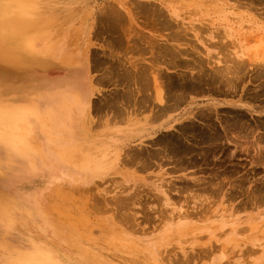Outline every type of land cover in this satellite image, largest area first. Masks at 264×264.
Wrapping results in <instances>:
<instances>
[{"label": "rangeland", "instance_id": "rangeland-1", "mask_svg": "<svg viewBox=\"0 0 264 264\" xmlns=\"http://www.w3.org/2000/svg\"><path fill=\"white\" fill-rule=\"evenodd\" d=\"M238 1L35 2L49 33L7 42L0 110L75 79L90 101L0 139V264H264V0Z\"/></svg>", "mask_w": 264, "mask_h": 264}, {"label": "bare ground", "instance_id": "bare-ground-1", "mask_svg": "<svg viewBox=\"0 0 264 264\" xmlns=\"http://www.w3.org/2000/svg\"><path fill=\"white\" fill-rule=\"evenodd\" d=\"M238 1V0H236ZM254 1V0H253ZM37 0H0V62H2L1 59H4V55H6L8 53L7 49L8 48V44L7 42H10V43H13V44H16L17 45V42L19 43V41H21L22 39H25L27 38L28 36L29 37H34L35 33H39L40 35H44L46 36L49 31H48V28L47 26L45 27V16L42 14V11L40 9H36L35 6ZM239 2V1H238ZM241 3H243V6H250L252 7V1L247 2V4L244 5V2L240 1ZM256 2V1H255ZM262 2V1H261ZM246 3V1H245ZM139 4V3H137ZM239 4V3H238ZM249 4V5H248ZM111 5V4H110ZM240 5V4H239ZM259 5V4H258ZM112 6V5H111ZM114 6V5H113ZM242 6V5H240ZM261 6L263 7V5L261 4ZM260 6V7H261ZM115 7V6H114ZM110 8V7H109ZM118 8V7H117ZM151 8V7H150ZM153 8V7H152ZM159 8V7H158ZM162 8V7H160ZM159 8V10H160ZM254 8V7H253ZM105 9V8H104ZM113 10L109 11V12H105L109 17L113 18L114 20H120L121 17H122V14L119 10L112 8ZM139 9V8H138ZM155 9V8H154ZM248 9V8H247ZM255 9H258V8H255ZM261 9H264V8H261ZM153 10V9H152ZM150 10V11H152ZM158 11V10H157ZM156 11V12H157ZM161 11V10H160ZM104 12V11H103ZM124 12V11H123ZM148 13V11H147ZM153 13V11H152ZM167 13V12H166ZM102 14V13H100ZM150 14V13H149ZM165 14V13H164ZM173 14V13H172ZM259 14V13H258ZM151 15V14H150ZM167 15V14H166ZM150 17V16H149ZM167 17V16H166ZM264 17V16H263ZM161 18V16H160ZM169 18V17H168ZM171 18V17H170ZM174 18V17H173ZM261 18V17H260ZM127 19V18H126ZM169 20V19H168ZM157 22V21H156ZM163 22V21H162ZM169 22V21H168ZM177 22V21H176ZM132 23V22H131ZM158 23V22H157ZM167 23V22H166ZM171 22H169L170 24ZM174 23V22H173ZM163 24V23H162ZM176 24V23H175ZM166 25V24H165ZM172 25V24H171ZM177 25H178V22H177ZM179 26V25H178ZM177 26V27H178ZM176 27V26H174ZM134 28V27H133ZM162 28V27H161ZM180 28V26H179ZM120 29V28H119ZM174 29L173 31H175V28H172ZM171 29V30H172ZM178 31V29H176ZM127 32V31H126ZM180 33V32H179ZM132 34V33H131ZM135 34V33H134ZM173 34V33H172ZM171 34V35H172ZM125 35V34H124ZM136 35V34H135ZM133 35V36H135ZM176 35V34H175ZM131 36V35H130ZM142 36V35H141ZM146 36V35H145ZM144 36V37H145ZM148 36V35H147ZM170 36V34H169ZM168 36V37H169ZM28 37V38H29ZM119 37V36H118ZM149 37V36H148ZM152 37V36H151ZM126 38V36H125ZM137 38V37H136ZM148 39V38H147ZM175 39V37H174ZM138 40V39H137ZM169 40V39H168ZM172 40V39H171ZM140 41V39H139ZM144 41H147L146 39ZM155 42V41H153ZM109 43V42H108ZM163 43V42H162ZM7 44V45H6ZM12 44V46H14ZM129 44V43H128ZM149 44H150V41H149ZM169 44V43H168ZM11 45V44H10ZM112 45V43H111ZM125 45V44H124ZM134 45V44H133ZM162 45V44H161ZM170 45V44H169ZM110 46V44H109ZM122 46V45H121ZM144 46V45H143ZM151 46V44H150ZM159 46V45H158ZM166 46V45H165ZM116 47V46H115ZM130 48V47H129ZM117 49V48H116ZM115 49V50H116ZM122 49V48H121ZM131 49V48H130ZM133 49V48H132ZM173 49V48H172ZM176 50V49H175ZM178 50V49H177ZM7 51V52H5ZM157 51V50H156ZM174 51V50H173ZM151 52H153L151 50ZM126 53V52H125ZM156 53V52H155ZM139 54V53H138ZM154 54V53H153ZM158 56V55H157ZM168 56V55H167ZM114 57V56H113ZM198 58V57H197ZM116 59V58H115ZM167 59V58H166ZM112 60V59H111ZM134 60V59H133ZM130 61V60H129ZM140 61V60H139ZM142 61V60H141ZM167 62V61H166ZM174 62V61H173ZM130 63L132 64L133 61ZM182 63V62H181ZM128 64V63H127ZM126 64V65H127ZM131 64L129 66H131ZM137 64V63H136ZM197 64V63H196ZM200 64V63H199ZM242 64V63H241ZM84 65L83 67L77 65V66H74L73 69L71 70L72 73H80L82 72V70L85 68L86 69H89V65L88 63H84L82 64ZM102 65V64H101ZM134 65V63H133ZM142 65V64H141ZM203 65V64H202ZM244 65V64H243ZM109 66V65H108ZM122 66V65H121ZM188 66V65H187ZM193 66L192 64L190 65V67ZM201 66V65H200ZM229 66V65H228ZM239 66V65H238ZM133 66H131L132 68ZM135 67V65H134ZM183 67H185L183 65ZM202 67V66H201ZM225 68L227 66H224ZM222 67V69L224 68ZM230 67V66H229ZM136 68V67H135ZM142 68V67H141ZM193 68V67H192ZM231 68V67H230ZM220 69V68H219ZM217 68V71L219 70ZM221 69V70H222ZM233 69V68H232ZM231 69V70H232ZM235 69V68H234ZM233 69V70H234ZM111 70V68H110ZM135 70V69H133ZM231 70H228V67H227V70L226 71H229L231 72ZM136 71V70H135ZM144 71V70H143ZM201 71V70H200ZM204 71V70H203ZM215 71V70H214ZM214 71L212 72L214 74ZM216 71V72H217ZM263 71V70H262ZM109 72V71H108ZM147 72V71H145ZM215 72V73H216ZM221 72V71H220ZM224 72V70L222 71ZM221 72V74H222ZM233 72V71H232ZM231 72V73H232ZM236 72H238L236 70ZM130 73V72H129ZM198 73V72H197ZM207 73V72H206ZM209 73V72H208ZM207 73V75H208ZM219 71L217 72L216 75H218ZM226 73V72H225ZM228 73V72H227ZM226 73V74H227ZM240 73V72H238ZM154 74V73H153ZM211 74V72H210ZM234 74V73H232ZM134 75V74H133ZM152 76V74H149ZM204 75V74H202ZM212 75V74H211ZM231 75V74H229ZM229 75H226L225 77V74H224V77L227 79L229 77ZM238 75V74H237ZM240 75V74H239ZM260 76V74H258ZM261 75H264L261 73ZM180 76V75H179ZM257 76V74H256ZM258 76V78H259ZM119 77V76H118ZM147 77V75H146ZM154 79H151V81H154L152 86L154 85L155 87L158 86L157 88V91L155 94H157V100L159 103H163V88H162V83H159L157 82V77L155 78V76H153ZM178 77V76H177ZM190 77V76H189ZM192 77V76H191ZM221 77V76H220ZM219 77V78H220ZM234 77V76H233ZM240 76H237L236 78H239ZM262 77V76H261ZM84 78V77H83ZM104 78V77H103ZM126 78V77H125ZM137 78V76H136ZM223 78V77H222ZM221 78V79H222ZM224 78V79H225ZM235 78V77H234ZM124 79V78H123ZM210 79V78H209ZM217 79H218V76H217ZM220 79V80H221ZM85 80V79H84ZM114 80V79H113ZM132 80V79H131ZM235 80V79H234ZM233 80V81H234ZM238 80V79H236ZM235 80V81H236ZM120 81V80H119ZM135 81V79H134ZM133 81V84H135ZM138 81V80H137ZM150 82V80H148ZM191 81V80H190ZM219 81V79H218ZM225 83H226V80H224ZM223 81V82H224ZM228 81H231L232 80L230 79V77L228 78ZM228 81H227V84H228ZM263 81V79H262ZM89 82H90V79H89ZM116 82V81H115ZM156 82V83H155ZM161 82V81H160ZM176 82V80H175ZM123 83V82H122ZM155 83V84H154ZM157 83H159L160 85H158ZM235 83V82H234ZM149 84V83H148ZM157 84V85H156ZM213 84V83H212ZM224 84V83H223ZM222 84V85H223ZM82 85V82L80 80H77L75 79L74 82H69V83H66L65 85H62V86H58L57 88H50L48 89V93H46L45 95H42L41 98H40V103L39 104L38 102H32L30 103L29 105L27 106H22V105H17V106H14V107H8L6 108V105H3L2 109L0 110V139L2 140V143L7 145V147H11L13 144L16 145V142L17 143H20V144H24V141H22L20 139V134L24 131L25 133H27V126L31 123V121H37L39 120V117L41 115V113L43 115H45V117H47V119L51 120L53 119L54 117H58L59 120L58 121H55V124L50 121V123L53 124L54 127H59L61 126L62 124V128L64 129V132H65V129H66V120H69L71 119L75 113V111L78 109V107L80 106H83V108H86L88 109L89 107V101H90V98L87 94H84V96L81 95V89H80V86ZM207 85V84H206ZM211 85V84H210ZM235 85V84H234ZM128 86V85H127ZM134 86V85H133ZM201 86V85H200ZM214 86V85H213ZM136 87V86H135ZM151 88L153 89V93L155 92V88ZM167 87V86H166ZM125 88V87H124ZM138 90V87L135 88V90ZM166 89V88H165ZM181 89V88H180ZM208 89V88H207ZM213 89V88H212ZM219 89V88H217ZM216 89V90H217ZM222 89V88H221ZM132 90V89H131ZM134 90V89H133ZM192 90V89H191ZM198 90V88H197ZM174 91V90H173ZM176 91V90H175ZM207 91V90H206ZM214 91V90H213ZM226 91V90H225ZM135 92V91H134ZM148 92V91H147ZM152 92V91H151ZM193 92V91H192ZM199 92V91H198ZM232 92V91H231ZM120 93V92H119ZM167 93V92H166ZM165 93V94H166ZM171 93V92H170ZM169 93V94H170ZM177 93V92H176ZM137 94V93H136ZM139 94V93H138ZM38 96V95H37ZM126 97V96H125ZM132 99H133V96H131ZM136 97V96H135ZM156 97V96H155ZM182 97V96H181ZM188 97V96H187ZM2 98V97H1ZM1 98H0V103H1ZM150 99V98H149ZM180 99V98H179ZM182 99V98H181ZM118 100V99H117ZM116 100V101H117ZM240 100V99H239ZM120 102V101H119ZM124 102V101H123ZM151 102V101H150ZM172 102V101H171ZM183 102V101H181ZM144 103V102H143ZM146 103V102H145ZM144 103V104H145ZM167 103V102H166ZM184 103V102H183ZM22 104V103H21ZM131 104V103H129ZM128 104V105H129ZM211 104V103H210ZM209 104V105H210ZM14 105V104H12ZM124 105V104H123ZM141 105V104H140ZM139 105V106H140ZM150 105V104H149ZM208 105V104H207ZM205 105V106H207ZM214 109L216 108L215 106L217 105V103H213L211 104ZM117 106V105H116ZM121 105H119L120 107ZM126 106V105H125ZM135 106V105H133ZM171 106V105H170ZM173 106L176 107V105L174 104ZM244 106V105H242ZM246 106V105H245ZM198 107V106H196ZM122 108V107H121ZM128 108V107H127ZM135 108V107H134ZM194 108V107H192ZM114 109V108H113ZM124 109V108H123ZM123 109H121L123 111ZM152 109V108H151ZM163 110V108H161ZM175 109V108H174ZM115 110V109H114ZM139 110V109H138ZM186 110V109H185ZM187 115L185 116V118H189L191 119V117L193 118L197 111H195L194 109L190 111V109L188 110L187 109ZM210 111V110H209ZM115 112V111H114ZM120 112V111H119ZM165 112V111H164ZM158 113V111H157ZM217 113V112H216ZM163 114V112H162ZM183 114V113H182ZM119 115H121V113H119ZM152 115L153 112H152ZM42 116V115H41ZM44 117V116H43ZM45 117H44V120H45ZM113 117V116H112ZM124 117V116H123ZM155 117V116H154ZM198 117V116H197ZM219 117V116H218ZM238 117V116H237ZM196 118V117H195ZM214 118V116H213ZM217 118V117H216ZM215 119V118H214ZM221 120V119H220ZM202 121V120H201ZM245 121V120H243ZM170 122V121H169ZM246 123H248L247 121H245ZM222 123V122H221ZM33 124V123H32ZM35 124V123H34ZM42 124V123H41ZM203 124V123H202ZM32 126V125H31ZM227 126V125H226ZM250 126V125H249ZM256 126V125H255ZM201 127V126H200ZM208 127V126H207ZM150 128V127H149ZM228 128V126H227ZM224 129V128H223ZM236 129V128H235ZM245 130V128H243ZM151 130V129H149ZM232 130V129H231ZM250 130H251V127H250ZM228 131V130H227ZM226 131V132H227ZM238 131V130H237ZM254 132V130H252ZM251 131V132H252ZM151 132V131H150ZM179 132V130H178ZM225 132V134H227ZM235 132V131H234ZM241 132V131H240ZM251 132H249L251 134ZM252 132V133H253ZM177 133V132H176ZM245 133V132H243ZM248 133V131H247ZM261 133V132H260ZM186 134V133H185ZM188 134V133H187ZM237 135V134H236ZM257 136V134H255ZM240 136V135H239ZM245 136V135H244ZM247 136V135H246ZM261 136V135H260ZM48 138V137H46ZM183 138V137H182ZM247 138V137H246ZM246 138H245V141H246ZM249 138V137H248ZM58 139V138H57ZM224 139V138H223ZM228 139V138H227ZM241 139V138H240ZM214 140V139H213ZM222 140V139H221ZM186 141V140H185ZM189 141V140H188ZM215 141V140H214ZM244 141V140H243ZM244 141V142H245ZM254 142V140H252ZM256 141V140H255ZM259 141V140H258ZM190 142V141H189ZM218 142V140H217ZM225 142V141H224ZM239 142V141H238ZM242 142V141H241ZM240 142V143H241ZM264 142V141H263ZM222 143V142H221ZM243 143V142H242ZM241 143V144H242ZM247 143V142H245ZM244 143V144H245ZM260 143L262 142H259L258 144L260 145ZM194 144V143H193ZM206 144V143H205ZM239 144L236 142V145ZM253 144V143H252ZM25 145V144H24ZM204 145V143H203ZM61 146V144L59 145V147ZM202 146V145H201ZM240 146V145H238ZM263 146V145H261ZM143 147V146H142ZM200 147V146H199ZM253 147V146H252ZM258 146V150L262 147ZM160 148V147H159ZM201 148V147H200ZM222 148V147H221ZM237 148V147H236ZM8 149V148H7ZM243 149V148H242ZM255 149V147H254ZM17 150V149H16ZM147 150V149H146ZM178 150V149H177ZM200 150V149H199ZM247 150V149H246ZM264 150V149H263ZM18 151V150H17ZM28 151V150H27ZM165 151V150H164ZM163 151V152H164ZM221 151V150H220ZM248 151V150H247ZM154 152V151H153ZM242 152V150H241ZM264 152V151H263ZM13 153V152H11ZM17 153V152H15ZM261 152H259L257 154V156L260 154ZM213 154V153H212ZM220 154V153H219ZM188 155V154H187ZM186 155V156H187ZM215 155V154H214ZM213 155V156H214ZM72 159H71V163H74L76 162V160L73 159L74 156H71L69 155ZM198 156V155H197ZM252 156V155H251ZM160 157V156H159ZM211 157V156H210ZM253 157V156H252ZM263 157V156H262ZM260 157V159L262 158ZM154 158V157H153ZM163 158V157H161ZM257 158V157H256ZM255 158V159H256ZM259 159V158H258ZM264 159V158H263ZM150 160V159H149ZM251 160V159H250ZM167 161V160H166ZM191 161V160H190ZM256 161V160H255ZM99 162V161H98ZM143 162V160H142ZM157 162V161H156ZM161 162V161H160ZM254 162V161H253ZM259 162V161H258ZM263 163V161H262ZM74 164H77L74 163ZM156 164V163H155ZM81 165V164H80ZM84 166V165H83ZM89 166V165H88ZM91 166L92 167H97L96 163H91ZM189 166V165H188ZM92 167H88V168H92ZM142 167V166H141ZM184 169V168H183ZM196 180V179H194ZM193 180V181H194ZM198 180V178H197ZM196 180V181H197ZM199 181V180H198ZM195 182V181H194ZM239 185V184H238ZM242 186V185H241ZM260 189V188H259ZM258 189V190H259ZM248 192V191H247ZM260 192V191H259ZM3 193V192H2ZM252 195V194H251ZM8 196V195H7ZM253 196V195H252ZM249 197V196H248ZM210 200V199H209ZM7 201L5 200V197L3 196L2 198H0V219H7L9 218V210H8V205L6 203Z\"/></svg>", "mask_w": 264, "mask_h": 264}, {"label": "flooded vegetation", "instance_id": "flooded-vegetation-1", "mask_svg": "<svg viewBox=\"0 0 264 264\" xmlns=\"http://www.w3.org/2000/svg\"><path fill=\"white\" fill-rule=\"evenodd\" d=\"M107 66V65H106Z\"/></svg>", "mask_w": 264, "mask_h": 264}]
</instances>
